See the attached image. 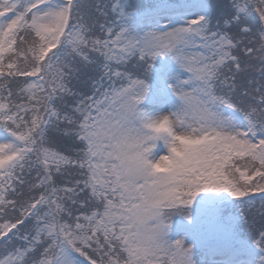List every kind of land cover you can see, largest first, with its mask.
<instances>
[{"label":"snow or ice","instance_id":"1","mask_svg":"<svg viewBox=\"0 0 264 264\" xmlns=\"http://www.w3.org/2000/svg\"><path fill=\"white\" fill-rule=\"evenodd\" d=\"M0 264H264V0H0Z\"/></svg>","mask_w":264,"mask_h":264}]
</instances>
